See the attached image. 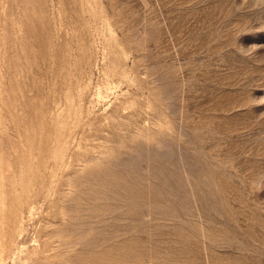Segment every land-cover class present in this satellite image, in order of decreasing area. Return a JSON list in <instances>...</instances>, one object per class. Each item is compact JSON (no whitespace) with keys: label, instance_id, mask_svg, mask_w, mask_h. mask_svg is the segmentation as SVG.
Returning <instances> with one entry per match:
<instances>
[{"label":"rangeland","instance_id":"374dc122","mask_svg":"<svg viewBox=\"0 0 264 264\" xmlns=\"http://www.w3.org/2000/svg\"><path fill=\"white\" fill-rule=\"evenodd\" d=\"M0 264H264V0H0Z\"/></svg>","mask_w":264,"mask_h":264}]
</instances>
